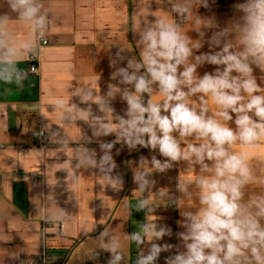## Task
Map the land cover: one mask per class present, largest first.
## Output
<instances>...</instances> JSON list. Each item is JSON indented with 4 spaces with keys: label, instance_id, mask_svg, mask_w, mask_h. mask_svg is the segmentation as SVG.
<instances>
[{
    "label": "clouds",
    "instance_id": "9594fccd",
    "mask_svg": "<svg viewBox=\"0 0 264 264\" xmlns=\"http://www.w3.org/2000/svg\"><path fill=\"white\" fill-rule=\"evenodd\" d=\"M5 2L9 11L0 13V83L22 89L36 69L20 65L25 58L39 57L54 21L43 0ZM167 4L168 16H151L132 28L139 59L124 55L133 51L132 44H119L110 58V80L116 83L101 91L99 74L91 83L79 84L71 97L49 105L59 112V122L45 124L43 131L57 145L55 158L66 157L58 170L66 172L65 183L73 192L82 171L90 170L98 171L103 187L122 190L124 179L113 156L117 144L130 152L150 149L163 158L140 156L132 168L140 195L127 210L129 215L144 212L145 219L131 233L107 228L99 233L96 249L110 253L107 264H157L161 253L173 248L176 254L166 257L165 264H264V0L235 3L238 15L224 26L199 15L208 0ZM13 22L28 28L25 38H16ZM185 24L192 25L190 31ZM205 45L208 51L202 52ZM205 65L215 68L201 75L198 69ZM117 98L126 104L122 114L114 107ZM78 122L91 135L78 127L77 138L70 137L67 129ZM110 135L115 139H101ZM94 142L99 154L89 146ZM174 168L179 169V195L167 187L156 189L153 173ZM161 206L179 210V246L158 243L172 236L156 215ZM72 217L61 209L44 214L41 221L63 226ZM82 231L88 236V229ZM96 249L92 259L99 257Z\"/></svg>",
    "mask_w": 264,
    "mask_h": 264
},
{
    "label": "crops",
    "instance_id": "0c3cea01",
    "mask_svg": "<svg viewBox=\"0 0 264 264\" xmlns=\"http://www.w3.org/2000/svg\"><path fill=\"white\" fill-rule=\"evenodd\" d=\"M43 2L54 22L47 34L49 43L40 50L39 75L30 73L22 89L0 83V264H107L110 253L96 249L99 233L105 228L116 234L131 233L137 230L135 223L145 219L144 212L133 210L129 215L127 210V205L134 204L140 195L135 191L132 168L138 165L140 156L149 160L152 155L163 158L150 149L130 152L117 144L113 156L118 165L116 171L124 179L122 190L116 192L103 187L104 181L98 171L90 170L82 171L79 184L72 186L73 192L65 183L66 172L58 170L66 157L55 158L52 152L57 145L50 140L43 148L32 145L31 133L44 129L47 123L55 127L59 112H53L49 105L59 98L71 97L79 84H89L99 74L101 91L107 90L109 82L116 83L110 80L113 71L110 58L119 44L125 47L132 44L133 51L124 55H136L139 59V50L135 48L137 37L132 28H139L141 21L153 19L151 16H168L170 10L167 0ZM238 2L243 0H225L222 6L218 5V0H208L213 7H200L198 13L202 17H214L224 26L238 15L233 7ZM6 11L9 10L5 0H0V13ZM191 28V24L184 25L185 31ZM11 30L17 39L25 38L28 33L26 26L16 22L11 25ZM190 35L195 38L197 34L190 32ZM208 35H211L210 31ZM201 51L207 52V45ZM20 66L30 68L28 58ZM120 66H126V61ZM214 68L205 65L198 71L203 75ZM255 74L260 75L258 69ZM114 107L122 114L126 104L117 98ZM78 127L91 135L87 125L78 122L67 129L73 139L78 136ZM101 139L111 141L115 137L110 135ZM89 146L99 154L98 143ZM178 174V168L166 174L153 173L156 189L167 187L179 195L175 192ZM57 181L58 185L52 188ZM61 209L73 215L63 226L41 221L44 214H55ZM156 215L161 217L159 223L172 229V236H165L158 243L179 246L177 233L183 231L177 223L181 219L179 210L174 206H161ZM83 229L89 230L88 236L83 234ZM94 249L99 252L98 259L91 258ZM176 251L173 248L161 253L157 264H165V258ZM136 252V246L132 244L129 255L133 261Z\"/></svg>",
    "mask_w": 264,
    "mask_h": 264
},
{
    "label": "built area",
    "instance_id": "2783aa9c",
    "mask_svg": "<svg viewBox=\"0 0 264 264\" xmlns=\"http://www.w3.org/2000/svg\"><path fill=\"white\" fill-rule=\"evenodd\" d=\"M49 41L46 36L45 41L43 43V46L48 45ZM29 67H35L36 71L31 72L32 74L39 75L40 68H39V57L36 59H28ZM43 131V129L35 130L31 133L30 142L32 145L39 146V147H45L49 143L48 133L46 131H43V135H40V133ZM39 177L41 176L40 173H38Z\"/></svg>",
    "mask_w": 264,
    "mask_h": 264
},
{
    "label": "rangeland",
    "instance_id": "374dc122",
    "mask_svg": "<svg viewBox=\"0 0 264 264\" xmlns=\"http://www.w3.org/2000/svg\"><path fill=\"white\" fill-rule=\"evenodd\" d=\"M223 2H225V0H218V5L222 6ZM209 6L213 7V4H209ZM202 8H205V7H202Z\"/></svg>",
    "mask_w": 264,
    "mask_h": 264
},
{
    "label": "trees",
    "instance_id": "16d2710c",
    "mask_svg": "<svg viewBox=\"0 0 264 264\" xmlns=\"http://www.w3.org/2000/svg\"><path fill=\"white\" fill-rule=\"evenodd\" d=\"M54 257V256H53Z\"/></svg>",
    "mask_w": 264,
    "mask_h": 264
}]
</instances>
